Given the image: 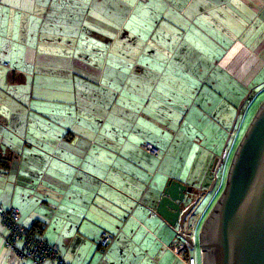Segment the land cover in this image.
<instances>
[{
    "label": "crops",
    "instance_id": "1",
    "mask_svg": "<svg viewBox=\"0 0 264 264\" xmlns=\"http://www.w3.org/2000/svg\"><path fill=\"white\" fill-rule=\"evenodd\" d=\"M152 19L157 27L145 37L141 29ZM4 21L6 28L19 23L26 27V43L18 56L17 39L8 37L7 29L2 37ZM165 40L170 49L163 46ZM136 41L145 43L138 48ZM149 42L154 47L147 49ZM4 45L0 91L2 86L7 90L8 113L0 112V204L16 207L22 226L33 225L35 233L57 245L66 262L75 264L78 248L90 243L99 250V237L113 228L164 225L165 235L171 232L149 210L166 179L159 175L155 179V171L154 179H140L153 167L132 160L130 148L100 143L95 131L65 127L73 121L72 106L83 101L72 77L84 78V88L99 85L117 61L146 72L149 64L141 58L146 52L171 58L164 62L172 72L166 86L192 88L196 74L204 73L201 78L206 80L208 67V72L217 69L227 76L228 84L247 88L264 68V0H0V48ZM51 74L59 78L52 80ZM212 83L216 86L217 80ZM108 86L114 89L111 83ZM11 89L15 95L8 92ZM18 89L26 97H17ZM201 90L202 96L211 95L206 86ZM34 122L47 125L33 129ZM143 155L151 159L148 153ZM34 156L41 159L30 161ZM37 167L42 172L35 185L32 171ZM132 168L138 175H132ZM181 183L192 187L190 182ZM39 196L44 219L33 217L28 208ZM31 218L35 224H30ZM3 234L0 222V264H19L5 247Z\"/></svg>",
    "mask_w": 264,
    "mask_h": 264
},
{
    "label": "rangeland",
    "instance_id": "2",
    "mask_svg": "<svg viewBox=\"0 0 264 264\" xmlns=\"http://www.w3.org/2000/svg\"><path fill=\"white\" fill-rule=\"evenodd\" d=\"M153 20L145 23L141 29L145 37L148 32H154L157 27ZM5 23L4 21L1 25L2 37H5L4 33L7 29L8 37L12 35L13 40L17 39L14 44L18 56L26 43L24 42L26 27L19 23L6 28ZM11 27L14 28L12 34ZM126 28H129L128 24ZM167 37L166 39L170 38ZM89 40L93 42L92 38ZM136 43L139 48L145 41H136ZM164 43L162 44L166 49L171 48L169 41L165 40ZM150 47H154L153 42H149L147 49ZM6 50L7 47L2 46L0 55L5 56ZM141 58L149 64V70L146 72H138L133 65L126 68L125 62L117 61L112 64L111 72L105 74L103 82L99 85L84 88V78L80 75L73 76L75 91L83 96V101L72 106L70 111L74 114L73 121L69 120L64 126L73 131H95L100 134L98 136L100 143L106 140L115 147L130 148L132 160L147 161L144 164L153 167L151 174L143 173L139 176L140 179L152 180L154 173L157 172L155 179L161 176L166 181L190 182L193 188L192 193L198 189L208 188L214 162L223 152L225 153L213 189L195 210L190 221L195 228V245L193 249L185 248L182 259L191 257L195 264H200V253L196 243L199 226L221 191L235 146L257 105L264 97V68L247 88H242L233 81L228 84L227 76L218 73L217 69L208 72V67H206V80L201 78L204 73H199L196 74L197 83L192 88H172L169 85L166 86L172 75L171 67L170 65L166 67L164 64L165 60L171 62L170 57H150L144 52ZM158 60L163 61L159 63ZM51 75L52 80L59 78L57 77L59 74ZM39 78L40 75L36 74V82ZM198 79L202 81L198 83ZM214 79L217 80L216 86L212 83ZM122 81L127 82L124 87L119 85ZM109 82L114 89L108 86ZM202 86H206V92L211 95L202 96L201 91L205 89L201 90ZM6 91L2 86L0 101L3 103L0 112L3 115L8 113L4 105L7 99ZM18 91L17 97H26L22 89ZM8 92L11 94L15 90L11 89ZM219 114H221L220 121ZM221 124L224 127H221ZM43 125L47 124L34 122L33 129L41 130L44 128ZM231 131L232 134H230ZM101 135H108V137H101ZM145 144L156 148L158 155L146 152ZM145 152L151 156V159L143 157ZM35 159L41 158L34 156L30 161ZM130 171L132 175H138L135 169L132 168ZM41 172L42 170L38 167L32 171L35 185L39 184ZM34 198L29 201L28 208L32 210L33 217L44 219L41 197L39 196L37 201ZM71 204L72 206L69 204L67 207H73V202ZM32 220L33 218L30 224L33 223L34 220ZM35 223L36 221L33 224ZM38 223L41 226L42 221ZM149 226L143 225V228L132 227L124 230L113 228L110 231L114 240L110 242L104 254L87 243L76 251L75 255L78 258L75 264H99V262L103 264H183V261L170 249L172 243L178 241L174 231L170 229L171 234L167 236L164 225ZM69 251L72 253L74 250ZM158 256L160 260L156 259Z\"/></svg>",
    "mask_w": 264,
    "mask_h": 264
},
{
    "label": "water",
    "instance_id": "3",
    "mask_svg": "<svg viewBox=\"0 0 264 264\" xmlns=\"http://www.w3.org/2000/svg\"><path fill=\"white\" fill-rule=\"evenodd\" d=\"M224 155L214 162L208 188L193 200L191 186L168 180L149 208L189 249L195 244L187 225L213 189ZM196 243L200 264H264V97L235 146L223 187L199 226Z\"/></svg>",
    "mask_w": 264,
    "mask_h": 264
},
{
    "label": "built area",
    "instance_id": "4",
    "mask_svg": "<svg viewBox=\"0 0 264 264\" xmlns=\"http://www.w3.org/2000/svg\"><path fill=\"white\" fill-rule=\"evenodd\" d=\"M145 149L148 153L158 155L157 149L150 144H145ZM190 221L187 229L195 244V228ZM0 222L5 230V234L2 235L3 243L8 250L14 253L19 264H69L63 258L56 244L48 242L35 232H29L21 225L20 213L16 207H4L0 204ZM113 238L111 233L104 232L101 234L98 239V249L102 254L106 252ZM185 248L184 241L179 238L170 246L172 252L183 261V264H195L191 257L190 259H182Z\"/></svg>",
    "mask_w": 264,
    "mask_h": 264
},
{
    "label": "flooded vegetation",
    "instance_id": "5",
    "mask_svg": "<svg viewBox=\"0 0 264 264\" xmlns=\"http://www.w3.org/2000/svg\"><path fill=\"white\" fill-rule=\"evenodd\" d=\"M212 178H213V172L211 173V179H210V182H211V180H212ZM207 189V188H206ZM202 191H204L203 189L201 190H198V191H195L193 194H192V197H191V199L190 200H193L196 196H198ZM208 194H209V192L208 193H206V196H204V198L206 197L207 198V196H208ZM203 195H201V197H202Z\"/></svg>",
    "mask_w": 264,
    "mask_h": 264
},
{
    "label": "trees",
    "instance_id": "6",
    "mask_svg": "<svg viewBox=\"0 0 264 264\" xmlns=\"http://www.w3.org/2000/svg\"><path fill=\"white\" fill-rule=\"evenodd\" d=\"M27 230H28L29 232H33V233H34L36 229H35V227H33V225H32V226H31L29 229H27Z\"/></svg>",
    "mask_w": 264,
    "mask_h": 264
}]
</instances>
